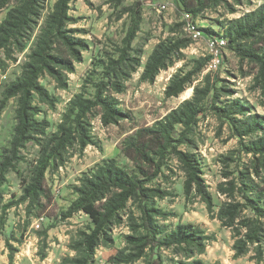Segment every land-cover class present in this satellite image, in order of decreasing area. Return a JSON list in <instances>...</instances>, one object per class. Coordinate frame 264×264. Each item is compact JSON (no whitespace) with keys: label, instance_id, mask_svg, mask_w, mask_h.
I'll return each mask as SVG.
<instances>
[{"label":"trees","instance_id":"obj_1","mask_svg":"<svg viewBox=\"0 0 264 264\" xmlns=\"http://www.w3.org/2000/svg\"><path fill=\"white\" fill-rule=\"evenodd\" d=\"M183 12L194 18L205 10L227 0H175ZM43 0H0V13L7 10L0 24V63L2 56L11 58L15 49L23 46L30 27L40 19ZM71 0H56L53 11L40 29L29 61L21 77L6 90V99L17 97V125L15 134L0 160V187L7 182V174L16 171L24 161L22 149L28 143L39 147V157L32 167L29 181L24 185L21 202L38 204L44 197L51 201L46 185L49 171L62 166L70 151H78L94 145L88 115L99 109L104 126L118 124L128 118L120 107L115 93H123V80L128 72H135L140 60L131 54L132 43L142 24V6L130 7L131 24L127 36L118 48V56L99 61L103 69L98 79L90 75L86 83L94 88L92 98L77 95L71 102L57 131L47 133L50 123L38 121L34 106L37 95L45 103H52L48 91L40 84L45 75L54 77L62 87L67 86V73L73 70V60L80 57L79 49L85 46L76 38L68 26L74 21L70 15ZM205 36L225 38L230 48L242 60L256 63L264 82V5L242 18L230 22L222 33L211 28H200ZM257 38L256 41L253 39ZM187 38L163 41L149 56L141 81L153 83L166 70L175 53L188 47ZM136 51V50H135ZM96 66V67H97ZM192 73L176 74L166 88L167 98L180 96L191 83ZM264 88V83H263ZM211 93V88L205 94ZM5 108L0 106V115ZM212 110L230 124L239 148L231 158L235 170L225 174V182L218 192L225 198L216 211L213 196L203 178V170L196 154L184 151L191 147L203 108L197 100H186L177 109L152 126L141 127L122 143V153L133 163L128 171L114 159H105L73 186L76 196L67 210L62 212L64 220L83 213L90 225L78 232L70 249L74 257L66 258L63 264H96L95 254L99 246L110 242L113 225L130 203H134L139 217H130L132 235L126 237L128 246L109 259L110 264H205L200 258L212 239L205 231L193 224L180 223L173 229L163 224L172 216L157 205V200L170 196L157 180L167 178L172 171L171 163L177 160L184 172V194L192 195L203 202L209 214L217 218L223 227L233 231L236 256L247 255L255 246L256 259L264 254V118L249 115V110L237 101L222 106L212 105ZM179 127V129H178ZM243 157L249 158L242 162ZM48 238V229L40 232ZM15 252V249L8 245ZM167 253V254H165Z\"/></svg>","mask_w":264,"mask_h":264},{"label":"rangeland","instance_id":"obj_2","mask_svg":"<svg viewBox=\"0 0 264 264\" xmlns=\"http://www.w3.org/2000/svg\"><path fill=\"white\" fill-rule=\"evenodd\" d=\"M55 3L56 0H43L41 17L30 27L22 48L15 49L10 59L2 56L0 106L4 102L5 108L0 115V160L4 150L10 146L18 123V98L6 99V90L21 77L40 29ZM137 3L142 6V24L132 43L131 54L140 60V66L135 72H128L123 80V93L113 92L128 118L118 124L104 126L99 109L88 115L94 145L83 151H78L76 147L70 151L62 166L47 173L50 202L44 197L38 204L20 201L24 185L29 181L32 167L39 157L38 146L34 143L25 145L22 149L24 161L17 165L16 171L7 174V182L0 187V264H63L66 258L74 257L76 252L70 249V245L78 238V232L90 225V219L83 213L67 220L62 218V212L68 209L76 197L73 186L78 185L84 174L91 172L105 159H114L121 167L131 171L133 163L122 153L123 141L139 128L152 126L162 120L186 100L199 101L203 111L199 115L193 145L182 149L199 158L216 211L225 200L219 194L218 186L226 181V173L235 170V164L230 160L236 158L234 151L239 148V139L234 136L230 124L215 114L212 105L222 106L237 101L248 108L249 115L264 118V82L259 66L238 57L227 39H224V44H216L219 63L213 64L212 39L205 35L196 41L191 38L185 28L182 7L175 0H71L70 15L74 21L68 28L74 30L72 35L83 40L85 46L79 49L80 57L73 60V70L67 73L65 88L50 75L40 79L52 103H45L35 95L34 106L39 110L35 118L48 121L50 127L47 133H54L70 102L77 95L93 97L94 88L86 83V79L90 75L96 79L101 77L94 72L99 74L103 71L97 66L99 61L118 56V48L122 46L131 24V12L128 9ZM163 4L167 5V9L161 8ZM262 5L264 0H227L202 12L194 18V23L200 28H211L221 34L230 22ZM6 13L7 10L0 13V24ZM183 38L190 40L188 47L174 54L168 68L159 74L155 82H142L141 75L155 47L163 41ZM188 73H192V80L186 90L178 97L167 98L165 91L172 77ZM207 88H211L209 95L205 94ZM248 159L243 157L242 162L246 163ZM171 166L172 171H166L168 177L155 182L171 194L163 200H157L161 209L172 214L162 223L170 229L184 223L204 230L212 238L206 252L200 256L205 264H264V254L261 260L256 259L255 246L247 255L236 256L233 231L213 218L199 198L192 195L189 200L186 199L183 187L185 176L181 165L173 160ZM139 215L136 205L130 203L112 227V240L103 242L96 250V264H110L109 259L128 246L126 237L133 234L130 217L137 219ZM41 218L44 221L37 228L36 223ZM46 229L47 239L40 235ZM134 264L144 263L138 261Z\"/></svg>","mask_w":264,"mask_h":264},{"label":"built area","instance_id":"obj_3","mask_svg":"<svg viewBox=\"0 0 264 264\" xmlns=\"http://www.w3.org/2000/svg\"><path fill=\"white\" fill-rule=\"evenodd\" d=\"M161 8L162 9H167V5L166 4H163L161 5ZM183 18L185 20V25H186V30L190 33V36L193 40H198L200 37L204 36V33L200 30V27L197 26L195 23H194V17L189 14V13H186L184 12L183 13ZM210 39H212V41L210 42L211 43V47H212V50L214 51V55H213V60H212V63L213 64H217L219 63V50L217 48V45H219V43H222L224 44L225 42V38H218V37H208ZM217 44V45H216ZM216 49V50H215ZM44 221V218H41L37 223H36V227L37 228H40L41 226V222Z\"/></svg>","mask_w":264,"mask_h":264}]
</instances>
